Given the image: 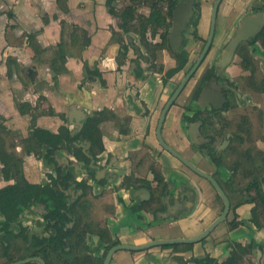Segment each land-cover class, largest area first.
I'll return each mask as SVG.
<instances>
[{
  "label": "crops",
  "instance_id": "1",
  "mask_svg": "<svg viewBox=\"0 0 264 264\" xmlns=\"http://www.w3.org/2000/svg\"><path fill=\"white\" fill-rule=\"evenodd\" d=\"M263 3L264 0H222L213 50L226 36L233 35L245 15L264 7ZM113 6L115 10L131 6L145 16L151 12L144 1L115 0ZM164 28L161 26L157 31ZM134 37L135 33L121 29V19L109 13L106 0H0V148L19 162L29 184L46 185L50 182L47 175L55 177L58 172L62 176L69 173L73 181L84 183L82 187L73 184L60 190L72 202L80 198L91 205L97 230L84 235L91 252L97 247L101 251L109 240L140 245L154 239L194 237L219 215L211 206L204 207L209 192L213 191L207 180L194 175L180 179L179 163L154 141L156 105L164 98V91L157 74L145 78L142 85L134 77L136 67L143 70L140 64H131ZM122 47L126 49L124 60L119 53ZM247 48L255 67V79L262 81L264 49L258 42ZM239 61L236 49L226 65L230 64L227 72L239 82L250 105L245 111L244 143L236 148L233 182L225 184L238 225L231 228L229 222L234 218L228 215L226 222L211 232L222 235L215 246L209 244L210 233L188 251L162 246L137 252L119 250L110 264H185L189 259L206 255L220 262L229 258L234 243L264 246V228L252 219L254 203L246 201L253 193L242 195V188L250 181L244 177L250 168L247 156L254 160L256 154L264 156V91L250 86L247 80L250 72ZM165 63L172 65L167 55ZM134 84L141 85L143 106L135 96ZM144 105L149 108V115ZM171 115L172 112L165 123L168 138L173 134ZM89 117L97 123L101 151L79 135ZM36 128L53 134L66 128L72 136L79 135L72 144L83 155L88 153L92 157L93 167L90 160L84 163L62 147L54 152L53 161L48 162L47 147L32 135ZM152 161L161 164L168 191L176 190L177 194L181 188L177 197L171 193L164 195L167 188L163 191L166 210L161 207L156 211L158 216L144 202L157 186ZM202 167L208 173L215 171L209 164ZM2 168L0 160V188L14 183L3 176ZM132 172L137 174V181L125 178ZM215 172L223 182L232 174L220 168ZM140 183L145 187L136 189ZM141 189L147 190L149 196ZM166 195L169 198L165 200ZM183 201H189V209H178ZM171 202L178 211L170 209ZM134 204H138L137 210ZM28 210L22 213L29 215L27 221L37 220L40 224L41 218ZM74 213L77 219L81 215L77 207ZM87 220L92 223L90 218ZM99 231L105 232L107 238ZM229 242L231 246L227 249Z\"/></svg>",
  "mask_w": 264,
  "mask_h": 264
},
{
  "label": "flooded vegetation",
  "instance_id": "2",
  "mask_svg": "<svg viewBox=\"0 0 264 264\" xmlns=\"http://www.w3.org/2000/svg\"><path fill=\"white\" fill-rule=\"evenodd\" d=\"M180 1L181 0L172 2L168 6L169 9L172 10L171 18L167 19L170 24L169 27H165L163 30L157 31L154 35H151L150 32L146 34V39L152 44L151 46L145 45L141 41L140 36L135 34L133 47H131V64H140L143 66L142 71H139V68L136 67L134 70V77L139 80L142 85L145 78H150L152 74H157L159 76L161 88L164 91V98L156 105L157 117L154 126V141L162 150L165 149L161 146L156 135V129L162 110L179 86L183 77L196 62L210 32V9L212 5L210 8H207L203 6L205 4L204 0H193V15L191 16L189 22H186L185 20L187 18L186 15L182 17L181 21H183V24L185 23L186 29L182 31L183 35H181V33L178 34V38L173 40V46L171 45L170 36L174 27H177L173 19V10ZM172 4H175L174 8L171 7ZM205 10L207 14L205 13ZM260 10H264V7L255 8L254 12ZM205 15H207L206 19ZM252 38L243 40L238 44V46L240 44L247 43ZM213 40L203 60L200 62L195 72L190 76L178 96L167 110L161 126V139L171 149L204 172L206 171L203 169L202 164H209L215 168V171L219 168L229 172L232 171L231 176L225 182L220 179L219 175H217L215 171L210 173L207 172L215 178L230 201L228 193L225 189V184L229 180H232L235 173V156H238L236 148H241L244 143L242 131L247 129L245 111L250 104L248 102L249 99L242 91L239 82L235 77L231 76L227 72V68L230 64L228 66L225 65L226 67L216 64L217 56H219L218 54H220V51L225 47L228 41L213 50ZM164 42L165 45H169L172 52L176 54L185 53L186 55L185 65L180 70L170 74L169 72L177 67L178 61L172 57L167 46L161 50V70H159V68L157 69L159 65H154L151 58L150 51H158L155 45L164 44ZM191 43H194L197 48L194 54L193 50L189 51L187 49V45ZM119 53L122 55L121 58L124 60L126 49L124 47L120 48ZM165 55H167L172 61V65L166 66ZM141 85L134 84V88L136 91L135 96L140 103V106H143L142 103L145 102L141 98ZM144 107L145 112L149 115V108L146 105H144ZM171 112V129L173 130V134L170 135V138H168L165 134V123L167 121V116ZM147 148L152 152L154 151L151 146L150 148L149 146ZM170 156L179 163L180 171H178V173L180 174V179L189 175L203 178L187 167L179 158L172 156L171 154ZM236 164L238 165V163ZM156 165L158 166V171L161 173L160 163L155 161L150 163L151 168ZM125 178L132 182L138 180V176L135 172L127 174ZM144 179L141 180L147 181ZM262 179L263 174L259 181L261 182ZM207 182L213 190L215 197L221 203L220 215L224 207L223 201L210 182L208 180ZM260 182L259 186L263 192ZM77 183L80 182H75L70 177L64 185L59 184L58 188L60 190L61 187L62 189L67 188L73 184L77 185ZM139 187L145 186L140 183L136 186V189ZM166 188L167 185L165 189ZM60 191L64 195L67 206L66 209L62 210L64 217L60 221H58L57 217L49 219L45 218L49 212V208L44 204H36L28 208L30 209L28 211L30 214L32 213L41 218L40 224L37 220L27 221V219L30 218L29 215H22V212L18 216V219L10 224L8 227L9 233H7L2 226L4 219L0 215V264H103L104 258L109 249L106 251V246L100 251L97 247L93 250V252H91V246H88L86 240L84 239L85 237L82 236L81 228L78 227V220L74 213V208L77 207L79 202L88 201L79 198L72 202L71 199L66 197L63 190ZM244 192L246 195H249L250 192L254 194L253 190L249 193L243 190V194ZM167 193H171V196L175 195L177 197L181 193V188L177 189V194L176 190L171 192L168 191ZM167 193L164 191V195ZM154 196L153 191L150 190V197L144 202L149 203ZM188 202L189 201H187V203L183 201L178 209H189ZM137 205H133L135 209ZM40 206H42V209L38 210L37 208ZM161 207L162 210H166L164 197L161 198ZM231 207H233V205L230 202L229 213L232 212ZM170 209L174 210L172 202L170 203ZM178 209H175L174 211H178ZM156 213L157 212H155V214ZM224 222H226V220ZM146 223L148 224L149 222L146 221ZM234 223L236 222H229L231 228L237 226L234 225ZM260 226L263 227L262 225ZM53 237H59L61 243L58 244L55 239H52ZM247 245L248 244L242 246ZM83 246L87 249L84 250ZM228 259L229 258L226 257L220 262L216 260L215 264H224L228 261ZM188 261L189 262L185 264L194 262V259H189Z\"/></svg>",
  "mask_w": 264,
  "mask_h": 264
},
{
  "label": "trees",
  "instance_id": "3",
  "mask_svg": "<svg viewBox=\"0 0 264 264\" xmlns=\"http://www.w3.org/2000/svg\"><path fill=\"white\" fill-rule=\"evenodd\" d=\"M113 1L115 0H106V5L108 7L109 13L112 15H116L121 19V29L124 32H132L140 36L141 41L147 45L151 46L152 44L146 39V34L148 32L151 35H154L159 27H169L168 18L172 16V10L169 9L168 12L164 13L161 8L157 7V4L154 0H135V3L144 1L147 6L151 8V12L148 16H145L135 9L131 8V6L122 7L119 10H115L113 6ZM175 4H172L171 7L174 8ZM8 39V36H6ZM165 37V34H164ZM21 43V41H19ZM258 42L261 47L264 49V27L261 29L259 34L249 40L247 43L240 44L237 48V53L239 54L240 61L239 65L244 69L250 72L247 80L250 86L259 91H264V80L257 81L255 79V67L253 64L252 57L249 53L248 45H253ZM167 46L172 57H174L178 61V65L176 68L169 72L173 73L175 71L180 70L186 63V55L185 53L176 54L171 51L169 45L166 44H157L155 47L158 51H150L151 58L154 65H159L157 69L161 70V50ZM33 137H36L42 144H44L46 148L45 158L48 162L53 161V154L59 148H66L73 154L75 158L84 163H88L89 159L81 153V151L74 147L72 144L79 135L82 138L89 139L93 146H97L99 151L102 150L101 144V135L97 126L95 119L89 117L85 120L82 131L79 135H71L69 130L66 128H60L58 134H53L43 129L36 128L32 132ZM94 153V152H93ZM255 160L251 156H247L248 165L250 168L244 172V177L250 178V181L245 185L242 189L247 193L253 190L254 194L249 195L246 200L249 203H254V206L251 209V216L253 220L260 215L259 213L264 215V193L261 191L259 186L260 177L257 175L258 170H262L264 167V156L261 153L255 155ZM0 160L3 163L2 174L5 178H11L14 180V183L11 185H7L3 188H0V215L3 217L4 221L2 222L3 229L9 233L8 227L10 224L18 219V216L24 212V210L30 208L36 204H44L49 208L48 214L45 218H54L57 217L58 221H60L64 215L62 214V210L66 209V202L64 199L63 193L59 190L58 185H64L67 180L70 179V174L67 173L64 176L59 175L52 176L48 174L49 183L46 185H33L29 184L23 177L19 162L9 156L5 155V153L0 148ZM261 168V169H260ZM154 172L155 181L157 182V186L152 190L155 193L153 199L147 204L148 210H151L155 213L157 210L161 208V197L163 195V191L166 187V182L164 181L163 176L158 171V166H154L152 168ZM83 182L77 183L78 186L82 187ZM90 204L88 202H79L77 204V208L81 211V215L78 216V227L81 228L82 236L87 232H94L97 229V222L92 218L90 212ZM73 208V206H72ZM235 207H231L233 211ZM259 214V215H258ZM261 216V217H262ZM88 218L92 220V223L89 224ZM236 214L232 222H235ZM234 225H238V222L234 223ZM63 234V233H62ZM61 234V235H62ZM99 234L103 237L107 238V235L103 231H99ZM53 240L57 241L58 244L61 243L59 237H53ZM205 240V239H204ZM119 241H108L106 251L112 247L113 245L118 244ZM234 248H232L230 257L228 259L227 264H237V259L240 258V254L245 252L248 248L252 247V243L247 246H242L239 243L234 244ZM192 244H178V245H164L162 248H172L175 251H187L191 249ZM83 249L87 248L83 246ZM216 260L206 255L203 258L194 259L195 264H215ZM264 264V263H263Z\"/></svg>",
  "mask_w": 264,
  "mask_h": 264
},
{
  "label": "water",
  "instance_id": "4",
  "mask_svg": "<svg viewBox=\"0 0 264 264\" xmlns=\"http://www.w3.org/2000/svg\"><path fill=\"white\" fill-rule=\"evenodd\" d=\"M221 1L222 0L213 1L212 7L210 9L211 22H210V32H209L207 41L199 57L197 58L196 62L194 63L192 68L186 73V75L183 77L179 86L174 91V93L172 94L168 102L166 103L165 107L163 108L159 121H158L156 135H157V138L161 146L167 152H169L172 156L179 158L187 167H189L199 176L205 178L206 180L210 182V184L215 188L218 195L223 201V204H224L223 210L221 214L217 216L201 233H199L198 235L194 237L154 239V240H151L147 243L140 244V245H129V244H122V243L116 244L112 246L111 248H109V250L107 251L103 264H109L113 254L119 250L137 252V251H143V250L155 247V246L198 243L202 241L203 239H205L220 223L224 222L227 219V216L230 211V201L227 195L224 193V191L220 187V185L215 180V178L211 176L210 174H208L207 172H204L200 170L199 168H197L196 166H194L193 164H191L188 160H186L184 157H182L177 152H175L173 149H171L168 145H166L161 139V126H162L163 119L165 117L167 110L169 109L170 105L175 100V98L178 96V94L180 93L181 89L183 88L185 83L188 81L190 76L195 72L196 68L198 67L200 62L203 60L204 56L206 55L210 47V44L213 40L214 31H215L217 12H218V8H219ZM192 3H193V0H181L173 10V19L177 27H174L173 32L170 36V43L172 46H173V40L175 38L176 39L178 38L179 33L183 35L182 31L186 29L185 23L183 24V21H181L182 17L186 15L187 18L185 20L186 22H189L191 16L193 15ZM263 26H264V10H260V11L245 15L242 18L241 22L239 23L233 36L227 42L225 47L221 50L217 58L216 64L225 66L228 63H230V61L232 60L235 54L238 44L242 42L243 40H247V39L254 37L256 34H258L261 31ZM85 154L91 162L90 166L93 167L92 163L94 160L88 153H85ZM167 191H168V188L166 189L165 192L167 193ZM141 192L146 193L149 196V192L147 190L141 189ZM167 198H169V195H166L165 200ZM156 216H158V214H156ZM41 262L43 263L42 260Z\"/></svg>",
  "mask_w": 264,
  "mask_h": 264
},
{
  "label": "rangeland",
  "instance_id": "5",
  "mask_svg": "<svg viewBox=\"0 0 264 264\" xmlns=\"http://www.w3.org/2000/svg\"><path fill=\"white\" fill-rule=\"evenodd\" d=\"M214 0H204V5L205 7L207 8H210L212 3H213ZM205 13L207 14L206 10H205ZM207 18V15H205V19ZM206 28V26H205ZM229 37L230 35L226 36L223 41L221 42L220 46L223 44V43H226L228 40H229ZM187 49L189 51L193 50V54L196 52L197 48L195 47V44L194 43H191V44H188L187 45ZM261 169V168H260ZM263 174L264 176V167H262V170H258L257 172V175L259 177H261ZM260 185L262 186V189L264 187V180H262L260 182ZM242 195H245V194H242ZM208 199H207V202L205 204V209H207L209 206L212 207L213 210H215V214H218L220 213V210H221V203L220 201L215 197V194L213 191H210L209 192V195H208ZM260 214V215H259ZM258 217L256 218V221L262 225L264 227V215L262 216L261 213H259ZM230 217L231 218H234L235 217V213H234V210L229 213ZM262 216V217H261ZM213 233V232H212ZM212 233L209 235V244H214V246L216 245V240L217 238L221 237L222 235H216V233L214 235H212ZM235 244V243H234ZM234 244H232L231 246V243L229 242L228 244V247L227 249L231 246V249L234 248ZM219 250V249H218ZM231 253V251H230ZM224 255V254H223ZM230 257V256H229ZM228 262V261H227ZM227 262H225L224 264H227ZM264 263V246H256V245H252V247L248 248L247 250H245V252L241 253L240 254V258L237 259V264H263Z\"/></svg>",
  "mask_w": 264,
  "mask_h": 264
},
{
  "label": "built area",
  "instance_id": "6",
  "mask_svg": "<svg viewBox=\"0 0 264 264\" xmlns=\"http://www.w3.org/2000/svg\"><path fill=\"white\" fill-rule=\"evenodd\" d=\"M177 0H154V2L157 4V7L161 8L164 13L169 11V5L172 2H175Z\"/></svg>",
  "mask_w": 264,
  "mask_h": 264
}]
</instances>
